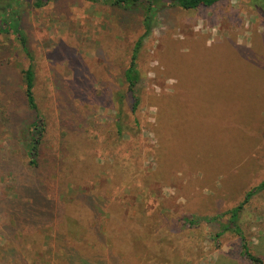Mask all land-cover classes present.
<instances>
[{
	"label": "rangeland",
	"instance_id": "1",
	"mask_svg": "<svg viewBox=\"0 0 264 264\" xmlns=\"http://www.w3.org/2000/svg\"><path fill=\"white\" fill-rule=\"evenodd\" d=\"M33 2L0 4L20 35L0 32V97L6 98V106L0 105V198L14 196L13 180L4 175L5 152L19 155V148L12 149L10 143H23L18 131L14 136L8 116H25L23 72L30 64L25 48L34 71L35 103L46 122L41 140L46 163L36 177L43 181L47 198L64 203L60 223L68 240L75 239L77 228L86 248L95 243L86 228H96V220L75 201L89 195L101 215L98 229L105 238L104 247L98 245L100 264H250L242 257L240 237L264 262V189L243 206L240 232L213 237L228 215L223 223L189 231L182 222L185 216L211 217L231 209L264 180V0H223L196 10L159 6L148 14L147 30L143 5L49 0L35 8ZM140 37V103L132 113L123 75ZM198 78L225 84L226 90L219 93L215 86L217 91L204 102L189 92L177 98L181 83ZM238 86L246 95L241 96V108L244 103L252 114L241 132L233 125L229 103L230 96L239 95H233ZM119 92L124 94L122 106L115 102ZM120 107L125 129L118 136L114 124ZM202 115H209V121ZM221 117L230 128L215 143L222 132L215 119ZM199 121L207 125L204 133ZM175 129H183L179 143ZM162 137L171 143H161ZM61 156V172L50 176L54 182L46 180L57 169L51 159ZM120 161L126 176L116 184L111 168ZM119 208L132 231L109 216ZM4 214L0 203V230L11 222ZM137 221L140 227L134 225ZM187 232L190 240L184 238ZM3 243L0 235V248ZM38 243L40 239L23 238L21 248L29 260ZM153 245L157 254L148 250ZM10 257L4 258L5 264L13 262Z\"/></svg>",
	"mask_w": 264,
	"mask_h": 264
},
{
	"label": "trees",
	"instance_id": "2",
	"mask_svg": "<svg viewBox=\"0 0 264 264\" xmlns=\"http://www.w3.org/2000/svg\"><path fill=\"white\" fill-rule=\"evenodd\" d=\"M4 0H0V4ZM49 0H34L33 7L40 8L44 6ZM86 1H97V0H86ZM163 0H111L113 5L120 6V7H128V6H137L143 5L144 6V17L143 23L145 26V30L149 28V13H154L156 9H160V7H167V6H175L183 10H196L201 7H210L220 1L223 0H167L164 4ZM171 3L168 5V3ZM163 4V5H162ZM160 6V7H159ZM10 10V9H8ZM6 15L0 11V32H10L12 34L19 35L17 30V24L15 23H8ZM20 36V35H19ZM141 47V37L136 41L134 44L132 51L130 52L127 68L124 71L123 79L126 85V91L130 94L131 97V111L134 113L140 103V98L136 93V86L139 81V72L137 69V55L139 49ZM24 48V47H23ZM25 55L28 56L30 60V64L28 68L23 72V90H22V104L25 106L24 110V118L19 117L17 115L8 116V120L13 127L14 136L18 134L21 135V141L23 143H19V147L16 146L15 143H10L12 149L19 148V155L9 151L5 152V159L2 163L4 168L7 170L4 175L11 177L14 183V190H13V197L8 199V196H1L0 203L5 209V214L3 215L4 218H9L11 220L10 223L6 224L3 229L0 230V235L4 238V243L1 244L0 248V264H5V257L11 255V259L13 262L11 264H100L99 260V248L98 245L102 248L104 247V234L98 229V218L101 216L99 212L92 206V198L89 196L79 197L75 199L77 203L84 207L85 212H89L92 215V218L96 220L97 226L93 229H88V231H92L93 233V240L90 244V248L85 247V240L83 239V235H81V231L75 228V239L68 240L65 237V234L61 231L63 227H61V221L64 216V203L62 202H53L52 199L46 197V193L43 190V187L40 185V181L36 176L40 172H42L43 164L46 163L45 161V154L43 152L44 143H41L45 132H46V122L45 118L39 112L37 105L35 103L33 88H34V71L33 66L31 64V56L27 49L24 48ZM220 88L219 93L221 92V88H224L225 84H218L215 85L211 82L210 79H195L192 81L191 84L186 85L185 83H181L177 87V98L182 97L186 98L185 96H181L185 92H189V94L198 95L196 100L200 102H204L208 97L209 94H214L217 90L216 87ZM233 86V85H232ZM243 87L238 86L233 92V95L238 93L239 95H234L233 97H229V103H232L233 112V120L236 130H242V126H246L249 118L252 114H249L247 106L244 110V103H242L241 108V101L242 95L240 94ZM238 89H240L238 91ZM203 94L207 96H203ZM223 96V95H222ZM173 97V96H172ZM176 95L173 97L175 99ZM124 99V94L119 92L116 95L115 102L119 106H122ZM226 99L222 98L223 104L226 102ZM207 101V100H206ZM251 105H254V101L248 99ZM6 98L0 97V105L6 106ZM207 104V103H206ZM10 106V105H9ZM253 107V106H252ZM208 111V110H206ZM244 112V114H243ZM175 114V113H174ZM243 114V115H242ZM125 113L123 107H120L118 119L115 122V130L114 132L120 136L125 129V123L123 122V117ZM207 117L209 115H202ZM200 120V116L198 117ZM196 120V119H195ZM201 121V120H200ZM199 121V128H201L202 133H204L207 129V125H201ZM207 121H209L207 117ZM196 122H198L196 120ZM114 123V122H113ZM135 127L138 126L137 122L134 124ZM215 125L221 126L222 132L219 133L218 138L216 139L215 143H218L223 137L219 136L221 134L226 133V129L230 128L228 119L216 118ZM176 128V127H175ZM74 130L70 127V132ZM179 134H183L182 131L174 132L176 137L175 143H179ZM161 143H171L166 137H162ZM223 143V142H221ZM3 151V150H2ZM22 158L27 159L24 161ZM121 160L120 157H118ZM23 160V161H22ZM52 162L56 165V170L52 171L47 174L46 180L50 182H54L55 180L51 181L50 176L55 172L58 175L61 172L63 157H58L56 159L53 157ZM122 164L117 166L115 165L112 169L115 176V183L118 184L124 179L122 172V168L119 167ZM123 165V164H122ZM33 174V175H32ZM126 176V175H125ZM115 185V184H114ZM46 187H44L45 189ZM264 189V180L261 181L257 186L252 188L249 192H247L243 199L240 201L239 204L232 207L229 210H226L223 213H218L217 215H213L211 217H197V216H190L184 217L182 222L185 224V229H196L198 226L207 225L210 222L223 223L222 218L225 215H228L225 224H220L219 231L213 234V237L219 239L222 235L227 231H236L238 232L239 226L238 222L240 220L241 211L243 206L249 201V199L253 196L255 191H259ZM46 191V190H45ZM122 208L118 209V212L111 213L109 211V216L111 219L115 221L118 225H126L128 229H131L129 223L127 222V218L123 214ZM72 226H76L77 224L74 221H70ZM181 222V221H180ZM60 223V224H59ZM93 223V221H92ZM136 227H140V222L137 221L134 223ZM7 233H5V231ZM60 230V232H59ZM240 232V231H239ZM134 233L138 236L135 238H140V235L134 231ZM142 234V233H141ZM144 235H146L144 233ZM143 235V236H144ZM169 236H173L169 232ZM33 238L34 240L40 239V243L36 246V252H34V258L31 260L27 257V250L22 249V240L23 238ZM189 232L184 235L186 240H190ZM147 237H143L144 241ZM241 238V253L242 257L246 259L250 264H263L262 260L256 256H254L245 239ZM54 240V242H53ZM4 245V246H3ZM152 248L151 246H147L148 250H152L153 254H157L154 250L155 245ZM39 248V249H38ZM108 255L111 257L113 254L108 252ZM95 258V259H94Z\"/></svg>",
	"mask_w": 264,
	"mask_h": 264
},
{
	"label": "crops",
	"instance_id": "3",
	"mask_svg": "<svg viewBox=\"0 0 264 264\" xmlns=\"http://www.w3.org/2000/svg\"><path fill=\"white\" fill-rule=\"evenodd\" d=\"M262 262H263V260H262ZM263 264H264V262H263Z\"/></svg>",
	"mask_w": 264,
	"mask_h": 264
}]
</instances>
